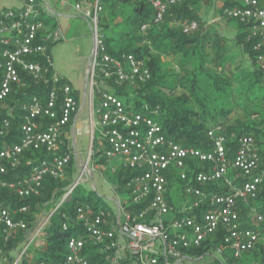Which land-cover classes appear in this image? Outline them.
Instances as JSON below:
<instances>
[{"label":"built area","instance_id":"1","mask_svg":"<svg viewBox=\"0 0 264 264\" xmlns=\"http://www.w3.org/2000/svg\"><path fill=\"white\" fill-rule=\"evenodd\" d=\"M146 1L154 10L153 22L160 23L168 6L179 0ZM56 3L79 13L90 26L93 48L87 66L85 97L92 119L96 115L97 121L91 124L93 143L78 180L72 182L43 221L41 212L34 226L28 227L23 217L28 205L0 206L4 241L22 233V241L26 243L13 264L27 254L31 242L36 247L40 238L44 241L50 218L69 200L71 192L79 186L78 181L93 175L99 165L90 168L88 162H95L96 141L100 147L96 152L113 164L111 174L121 169L130 172V176L122 180V185L111 187L118 198L114 216L104 208L93 210L89 204L77 207L73 217L61 214L65 220L62 230L72 235L66 243L65 258L57 264H176L193 257L200 260L204 256H190L187 250L199 248L217 232H223L220 247L214 249L217 253L213 262L217 260L218 264H226L223 253L239 260L243 253H254L259 247L264 250V210L252 204L263 181L262 174L257 172L260 156L253 138L239 136L231 159L220 126L207 131L210 151L181 147L167 139L155 118L157 106L153 110L142 106L143 110L136 111L110 90L109 83L117 87L145 84L151 74L145 61L133 54L107 53L99 27L103 13L99 0H56ZM46 13L50 17L54 14L45 0H25L18 11L0 12V192L7 190L21 200L39 197L45 176L65 179L64 168L73 157L71 142L65 140L64 133L78 113L79 102L73 96L72 85L62 82L52 68L51 55L47 53L50 41H61L60 33L39 34L44 28L39 15ZM220 16L245 27V42L256 54V63L264 69V6L258 0H240L233 7H224ZM148 27L141 26V32ZM198 28L195 21L182 24L184 34ZM27 77L47 85V95L32 96L11 106L9 97L27 86ZM16 111L20 113V122L14 133L12 117ZM64 146L67 152L56 155ZM39 150L54 156L39 162L25 156L29 151ZM188 160L205 163L207 169H189ZM25 166L30 167V173L19 175ZM175 181L182 184L185 195L178 217L173 216L168 200L170 184ZM219 182L226 189L224 193L214 189ZM117 190L128 194L130 200L122 204ZM241 206L247 210L244 215L238 211Z\"/></svg>","mask_w":264,"mask_h":264},{"label":"trees","instance_id":"2","mask_svg":"<svg viewBox=\"0 0 264 264\" xmlns=\"http://www.w3.org/2000/svg\"><path fill=\"white\" fill-rule=\"evenodd\" d=\"M260 5L264 0H258ZM103 13L100 19V31L104 35L107 53L112 56H120L122 53L133 54L136 58L143 59L149 67L151 78L145 84L137 86L117 87L109 83L110 90L125 102L138 111L142 106L149 109L158 107L155 118L164 129L167 139L181 147L210 151L211 142L208 139L207 131L214 126H220L226 136V147L229 149L228 158L231 159L239 136H251L256 148H258L260 161L257 172L262 174L263 181L259 187L258 198L254 206L264 210V120L259 113L249 107L257 104L264 110V69L256 63V54L245 42V27L239 23L238 32L235 38L243 55H247L251 68L243 69L239 64L238 73L229 71L227 63L224 62V38L219 39L217 35H207L203 30V22L195 13L194 5L196 0H179L178 3L168 6L162 22L154 23V10L146 0H99ZM237 2L225 3V7H233ZM53 16L50 17L52 19ZM44 28L40 35H47L53 31L50 21L43 22L39 19ZM119 20L117 25L113 24ZM197 22L199 28L193 33L184 34L182 24ZM149 25L145 32H141V26ZM60 42V41H57ZM55 43L50 41L49 46ZM171 55L176 61L177 69L168 70L161 63V55ZM51 70L52 68L49 67ZM53 70V69H52ZM237 75V76H236ZM62 82L67 80L62 79ZM27 86L17 94L9 97L10 105L15 106L23 103L29 97L36 96L44 98L49 87L42 82L33 81L31 77L26 78ZM245 84L244 93H238L235 97V87ZM243 95V99L238 100ZM73 96L79 101L76 93ZM243 100V101H242ZM236 101V102H235ZM143 110V109H142ZM246 112L252 118L238 120V111ZM6 115V113L4 112ZM74 117L71 118L72 122ZM20 122V113L15 112L12 117V128L17 133V126ZM68 124V125H69ZM67 125V127H69ZM67 129V128H66ZM67 144V141H65ZM66 147H62L56 155L66 153ZM95 165H105L107 160L102 157L101 152L94 153ZM27 157L33 162L42 159H51L54 155L44 150L29 151ZM189 169L206 170L207 164L195 160H188ZM72 168V160L64 168L65 172ZM30 167L25 166L21 171L14 172L19 175H28ZM13 173V174H14ZM12 174V176H13ZM130 176V172L119 169L112 174L111 180L122 185V180ZM173 183V182H172ZM172 183L170 184L172 186ZM42 188L39 197H30L26 200L18 199L13 193L3 190L0 192L1 207L29 206L27 215H24L28 227L34 226V221L42 211L53 208L60 201L72 182L68 179H52L45 176L41 182ZM215 191L224 193L222 183L214 186ZM90 193L84 198L79 195V186L70 194L69 200L60 206L58 213L52 216L45 226V245L41 249L34 248L32 257L27 254L17 264H39L49 262L57 264L63 261L66 254V243L71 237V232L62 230L61 214L67 213L69 218L73 217L74 210L89 204L93 210L101 208L102 202L98 198L92 203ZM172 205L171 196L168 197ZM240 215L246 213V208L241 206L238 209ZM173 216H180L173 212ZM72 222V219L68 222ZM223 238V232H217L212 240L203 243L199 248L187 250L190 256H205L211 250L219 248ZM23 234L19 233L15 238L4 241L3 228L0 227V264H13L16 257L11 254L23 243ZM252 254L256 262L264 264V250L260 247ZM226 264H236L237 259L227 257L223 253ZM211 264H218L217 260ZM248 264V263H245Z\"/></svg>","mask_w":264,"mask_h":264},{"label":"rangeland","instance_id":"3","mask_svg":"<svg viewBox=\"0 0 264 264\" xmlns=\"http://www.w3.org/2000/svg\"><path fill=\"white\" fill-rule=\"evenodd\" d=\"M50 3L57 10L56 16L50 19V16L46 14L39 15V19L43 22L50 21V25L52 26L53 31L61 32L60 34V42H55L49 46V55H51L53 68L57 72V74L67 80L68 83L72 85L73 92L76 93L77 97H79V117L76 122V127L74 128L73 134L70 136V142L72 145L71 153L72 157V168L71 170H67L65 172V179L70 180L71 182H76L82 172L81 165L86 161L88 157V152L92 147V139L90 137V120L92 121V117L90 118V113L88 111V101L84 102V90H85V79L87 76V66L91 57V52L93 48V39L91 34L90 26L87 24L86 20L78 13L70 10L68 7H64L60 9L56 0H50ZM4 8H10L11 5L6 2L3 3ZM63 10V11H61ZM54 18L56 20H54ZM221 20V19H220ZM218 19L217 25H221L222 22H225L224 19L220 21ZM117 25L115 29H118L119 20H116L115 23ZM217 29V36L219 39H222L219 35L224 38V62L227 63L228 69H223L224 72L229 73V71L238 73L237 66L241 64L243 69L251 68L249 63V58L247 55H243L239 46L235 44L234 37L236 31L223 30L222 33L217 26H214ZM161 63L162 65L172 71L175 68L177 69L176 61L173 60L171 55L162 54L161 55ZM237 76V75H236ZM245 84H240L235 87V97L238 96V93H244ZM237 98V97H236ZM243 95L238 100L243 99ZM243 101V100H242ZM236 102V101H235ZM249 107L254 108L264 120V110L263 107L258 106L257 104H250ZM238 120L246 121L252 118L250 115H246L245 111L239 110L238 115H236ZM97 121V116L93 117V122ZM100 150V147L97 145V141L93 145V151ZM74 152V153H73ZM112 163H107L105 165L97 166V169L93 172V175L88 176L86 179L79 180V195L84 198V196L89 195L92 197L91 202L96 203L98 198L101 200L102 205L101 208L111 212L112 216L117 213V207L115 201L118 199L111 187L119 186L118 183H115L111 180V170ZM88 167H95V164L92 162H88ZM172 194V208L175 210L179 209L176 206H181L183 204L185 195L183 194L182 184L178 181L172 183L171 188ZM117 195L119 196V201L123 204L130 200L128 194L122 193L120 190H117ZM173 209V211H174ZM50 209H46L42 211L41 220L43 221L45 217L49 214ZM42 241V245L39 247H34L35 242H31L28 245V252L31 255L34 248L41 249L44 246L43 238H40ZM26 247V243H22L18 246V248L11 254L13 257H17V254L22 252ZM215 250H211L208 255H205L203 259L197 260L196 258H191L186 261H180L176 264H211L214 256L216 255ZM30 255H28L30 257ZM256 259L252 254L243 253L242 257L236 261V264H255ZM175 264V263H174Z\"/></svg>","mask_w":264,"mask_h":264},{"label":"crops","instance_id":"4","mask_svg":"<svg viewBox=\"0 0 264 264\" xmlns=\"http://www.w3.org/2000/svg\"><path fill=\"white\" fill-rule=\"evenodd\" d=\"M25 0H0V12L1 11H6V10H14V11H18L21 6H22V3L24 2ZM47 5L52 9V11L54 12L53 14V17L56 16V12L57 10L55 9V7H53L50 3V0H45ZM8 2L11 7L10 8H4L3 7V3H6ZM239 3L240 0H196V4L193 6L194 9H195V13L197 15V17L199 18L200 21L203 22V32L205 34H209V35H218L216 32H217V29L214 28V26H217L219 28L218 31H220L222 33V31L224 30H229V31H236L235 32V37L236 38V35H237V32H238V28H239V25L238 23L236 22H232V21H228V20H224L225 22H222V24L220 25H217V21L218 19L220 20V15H221V11L222 9L225 7V3ZM264 5V1L262 3ZM60 8V7H59ZM64 8V7H63ZM63 8H60V9H63ZM69 9L66 8V10H70V7H68ZM64 10V9H63ZM61 10V11H63ZM54 20H56L54 18ZM222 20V19H221ZM220 20V21H221ZM61 34V32H59ZM221 38H223V36L219 35ZM234 42L236 44V41L234 39ZM52 68H53V64H52ZM54 69V68H53ZM55 71V69H54ZM56 72V71H55ZM57 74V72H56ZM58 75V74H57ZM59 76V75H58ZM60 77V76H59ZM62 78V77H60ZM64 79V78H62ZM83 97H84V102H86V97H85V90H84V94H83ZM80 100V99H79ZM79 102V101H78ZM88 111L90 113V118L92 117V111H91V108L88 104ZM79 117V111L78 113L74 116L72 122L68 125L69 127H67V129H65V133H64V136H65V140H69L70 141V136L73 134L74 132V128L76 127V122H77V119ZM93 121V119H92ZM92 121L90 120V129L92 127ZM171 194V193H170ZM171 197H172V194H171ZM172 200V199H171ZM183 205V204H182ZM181 206H176L178 207L179 209L175 210L174 208V211L173 212H180L181 210ZM173 206V204L171 205V207ZM174 207V206H173ZM42 245V241H38L37 244H36V247H39ZM30 257H32V254L30 255Z\"/></svg>","mask_w":264,"mask_h":264},{"label":"water","instance_id":"5","mask_svg":"<svg viewBox=\"0 0 264 264\" xmlns=\"http://www.w3.org/2000/svg\"><path fill=\"white\" fill-rule=\"evenodd\" d=\"M92 55V54H91ZM87 75H88V71H87ZM87 77V76H86ZM85 81H86V79H85ZM86 84H87V82H86ZM86 84H85V89H86Z\"/></svg>","mask_w":264,"mask_h":264}]
</instances>
